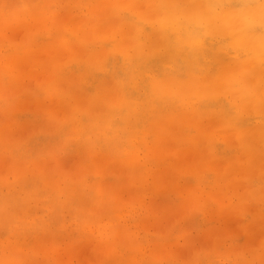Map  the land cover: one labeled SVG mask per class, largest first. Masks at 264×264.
I'll return each mask as SVG.
<instances>
[{
  "label": "rangeland",
  "instance_id": "obj_1",
  "mask_svg": "<svg viewBox=\"0 0 264 264\" xmlns=\"http://www.w3.org/2000/svg\"><path fill=\"white\" fill-rule=\"evenodd\" d=\"M15 1L8 0L9 9ZM17 1L28 16L8 13L4 17L7 4L0 0V53L9 63L6 44L10 50L30 52L19 63V73L12 72V78L0 75V200L8 195L9 187L20 189L15 182L20 175L29 174L35 186L29 196L21 195L20 203L8 201L0 211V264H169L194 260L264 264V148L256 137L257 129L242 134L254 123L242 122L236 129L231 118L218 122L191 114L179 118L157 114L155 119H163L151 123L155 136L136 144L133 157L132 151L124 148L97 154L99 149L92 145L72 150L63 140L52 141L66 119L67 110L59 108V93L68 84H59V93L45 92H51L54 80L61 76V64L81 52L61 47L57 32L66 33L71 24L72 36L86 37L89 49L105 56L104 47H110L92 34L103 26L111 7L124 3L127 6L120 7L137 10L159 24V0ZM36 9L47 15L35 14L32 21L29 11ZM21 22L27 25H15ZM50 27L53 41L44 48L40 44L46 38L41 36L49 34ZM114 27L110 31L119 35L126 52L148 48V41L136 40L133 31H124L118 24ZM110 33L105 32L102 38ZM109 97L114 98L111 93ZM132 159L140 165L133 166ZM34 162L40 169L33 168ZM149 179H162L164 186L150 188ZM70 191L79 192L71 201L74 205L66 199L73 195ZM37 197L66 204L57 212L52 209L54 220L48 206ZM72 209L77 213L70 214ZM35 218L42 224L29 235H20L18 226ZM178 220L183 228L170 233ZM161 233L169 234L162 237Z\"/></svg>",
  "mask_w": 264,
  "mask_h": 264
},
{
  "label": "bare ground",
  "instance_id": "obj_2",
  "mask_svg": "<svg viewBox=\"0 0 264 264\" xmlns=\"http://www.w3.org/2000/svg\"><path fill=\"white\" fill-rule=\"evenodd\" d=\"M3 1L6 4L8 2ZM24 1L29 4L34 0ZM15 2L14 6L10 5V9L8 4L4 8V17L9 15L8 13L14 16H28V13L21 11V4L17 0ZM230 2L231 0H176L167 8L159 4V24H155L137 10L126 9L127 5L124 3L120 5L125 7L115 5L111 7L110 16L103 26L92 34V38L102 41L103 46L110 47L111 50L104 47L107 51L105 56H101L96 49L90 50L86 37L72 36L73 30L69 31L71 24L66 33L57 32L61 47H75L76 53L80 49L81 52L61 64V76L54 80L52 91L45 92L59 93V84H68V88L59 93V108L62 111L67 110L66 119L63 120L62 126L56 129V137L52 135V141L63 140L64 146L72 150L76 147L81 150L92 145L99 149L97 154H107L124 148L132 151L130 156L133 157L136 144L155 136V130L150 131L151 123L163 119H155L157 114L160 117L171 115L173 118L191 114L201 120L214 118V121L219 122L229 118L226 110L230 107L235 115L243 117V122L254 123L253 127L248 126L241 130L242 134L253 133L254 129H257L259 136L256 137L264 148V70L261 69L264 64V38L251 30L252 24L259 23L262 11L256 6L242 13L235 5L229 4ZM226 4L229 5L224 7ZM53 6L55 7V4ZM30 14L32 21V17L36 15H47L40 9L31 10ZM116 24L124 31H133L136 40L141 43L147 40L148 48L136 47L131 53L126 52L119 41V35L110 31ZM15 25L23 27L27 23ZM107 31L111 32L110 37L102 38ZM52 33L53 28L50 27L49 34L41 36L46 38L40 44L44 45V48L51 45L53 39L49 35ZM6 46L9 49L7 53L11 55L8 59L10 62L7 63L6 56L0 53V75L6 78L10 75L12 78V72L19 73V63L24 62L22 59L27 58L30 50H10L12 48L7 44ZM17 76L18 74L15 78ZM190 91L192 94H189ZM233 92L236 93L231 96ZM110 93L113 99L109 97ZM221 127L227 129L226 125ZM234 128H238L236 124ZM26 147L25 144L24 148ZM245 147L246 144L242 146ZM26 149L30 151V148ZM10 153L18 155L13 149H10ZM130 162L133 166L138 165L133 159ZM34 163L33 168L40 169L41 165ZM88 165L92 169L91 163ZM25 171L26 169L24 173ZM28 175L15 177L20 189L16 191L14 186L9 187L8 195L1 197L3 199L0 200V211L7 206L8 201L11 204L20 203L21 195L26 193L29 196V191L32 192L31 189L35 186V180ZM39 176L38 181L41 180ZM71 193L73 195L68 194L66 199L74 205L71 201L76 200L77 192ZM90 197L91 194L88 199ZM37 201L48 206L51 212L52 209L57 212L66 204L62 200L49 203L45 199L43 202L38 197ZM76 213L74 209L70 211L72 215ZM50 218L54 219L53 212ZM42 222L35 218L28 225H19L18 232L20 235H29L32 229L36 230Z\"/></svg>",
  "mask_w": 264,
  "mask_h": 264
},
{
  "label": "snow or ice",
  "instance_id": "obj_3",
  "mask_svg": "<svg viewBox=\"0 0 264 264\" xmlns=\"http://www.w3.org/2000/svg\"><path fill=\"white\" fill-rule=\"evenodd\" d=\"M176 0H159V4L163 8L171 7L173 3H175ZM231 5H235L242 13L246 12L248 8L250 7H256L258 6L261 11V19L259 23H254L251 25V30L253 33H258L261 38H264V0H231L229 3ZM229 4L224 5V7H227ZM185 6H194V5H185ZM219 7L220 5H216ZM261 69L264 70V64L261 65ZM262 87H264V72H262ZM226 114L229 118H231L237 127H240L243 122V117L235 115V112L230 107L227 108ZM66 143V142H65ZM150 188H157V187H163V180H153L149 179L148 181ZM183 228V222L178 220L175 225L170 228V233H179L180 230ZM169 233H161L162 237H166ZM151 264H158V262L153 261ZM169 264H206V262L201 260H194L189 262H169Z\"/></svg>",
  "mask_w": 264,
  "mask_h": 264
}]
</instances>
